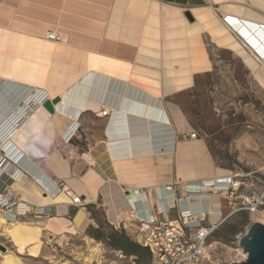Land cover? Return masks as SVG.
<instances>
[{"label": "crops", "instance_id": "obj_1", "mask_svg": "<svg viewBox=\"0 0 264 264\" xmlns=\"http://www.w3.org/2000/svg\"><path fill=\"white\" fill-rule=\"evenodd\" d=\"M240 24L264 25V0H0V156L14 165L8 175L23 173L9 184L30 210L19 223L31 228L28 234L41 229V251L52 238L87 236L107 223L126 226L136 216L133 201L137 210L155 213L165 187L175 185L180 196L186 185L225 175L212 166L204 141L189 139L180 105L166 106L163 98L212 71L206 34L244 57L255 74L260 66ZM50 32L64 43L49 41ZM31 71L36 75L29 79ZM89 75L128 81L132 107H120L121 85H82ZM145 97L160 102V119ZM51 98L60 99L53 114L43 107ZM79 122L81 138L92 143L84 149L83 141L74 142L82 152L68 146L70 157L64 146L79 135ZM61 187L80 196L84 207L73 205ZM221 213L226 217L229 209ZM168 218L177 220V209Z\"/></svg>", "mask_w": 264, "mask_h": 264}, {"label": "rangeland", "instance_id": "obj_2", "mask_svg": "<svg viewBox=\"0 0 264 264\" xmlns=\"http://www.w3.org/2000/svg\"><path fill=\"white\" fill-rule=\"evenodd\" d=\"M187 19L191 21L188 17ZM204 40L212 71L198 76L196 85L167 95L163 101L166 106L180 105L186 133H196L197 138L204 141L212 166L225 173L222 177H241L240 181L244 183L240 189L242 195L249 193L250 187L261 194L264 192V88L243 58L230 49L218 47L209 34H206ZM78 124L79 135L76 134L67 147L80 148L78 152L81 153L82 147L74 142L83 141L87 145L84 147L86 149L92 140L84 136L81 138L82 122ZM191 200L197 199L191 197ZM207 203L204 201V208L208 206ZM222 207L225 214L228 211L225 200L222 201ZM3 215L0 214V219L4 218ZM243 215L248 217V222L235 235L218 239L216 232L219 230L215 232L211 240V260L202 264H232L242 261L245 252L238 247L239 239L253 224L264 223V212L251 215L243 211L229 218L225 224L240 223ZM137 219V216L130 214L124 221L126 226L123 223L120 227L107 223L109 226L106 225L104 229L102 227V230L123 231L137 243V228L140 224ZM17 222L23 221L8 222L6 225L0 222V245L7 248V252L0 251V258L11 254L19 259L20 264H138L136 257L125 256L103 241L89 237V234L52 238L48 241L49 244H44L37 256L27 252L20 254L6 232V229L11 228L10 224Z\"/></svg>", "mask_w": 264, "mask_h": 264}, {"label": "built area", "instance_id": "obj_3", "mask_svg": "<svg viewBox=\"0 0 264 264\" xmlns=\"http://www.w3.org/2000/svg\"><path fill=\"white\" fill-rule=\"evenodd\" d=\"M48 38L52 41L59 40V37L53 33H50ZM255 53L261 60H264L260 54L256 51ZM102 114L103 117L109 116L106 110H103ZM72 138L67 141L68 145ZM196 138V133L190 135V139ZM8 164L9 166L13 165L6 158H3L0 163V211L3 210L7 216L9 215L11 220H7L6 216L4 218L7 222L12 223L25 219L30 210L13 196L11 183L9 184L11 180L14 182L23 177V173L14 171L15 174L10 177V175H7L9 173ZM240 178L238 175H230L213 179L208 184L209 189L206 192L209 193V196H217L218 199L226 201L229 209V214L226 217L221 213V210H223L222 204L219 203V206H216L211 200H208L209 208L206 210L190 208L187 198L191 199L192 195L203 194L200 191V187L202 188L205 185L203 182L201 184L186 185L182 197L177 195L175 185L165 187V190L170 192L174 198L169 199L165 207L162 203H156V212H150L149 219L139 217L137 219L140 223L137 228V243L151 252V264H202L205 261H210L211 248L213 247L211 240L215 232L229 218L243 211L251 215L264 212V192L260 194L250 187L249 193L242 195L240 189L244 183L240 181ZM61 189L70 193L68 196L73 205L84 207L83 199L80 196L71 191H66V188ZM184 195H186L185 198ZM166 200V197H163V201ZM13 209H15V212H13ZM174 209L178 211L177 220L168 218V215ZM216 216H218L219 221L212 223L211 218L215 219ZM246 259L247 257L242 258V261L237 263H241Z\"/></svg>", "mask_w": 264, "mask_h": 264}, {"label": "bare ground", "instance_id": "obj_4", "mask_svg": "<svg viewBox=\"0 0 264 264\" xmlns=\"http://www.w3.org/2000/svg\"><path fill=\"white\" fill-rule=\"evenodd\" d=\"M175 12V11H174ZM179 12V11H178ZM209 13V12H208ZM177 14V13H176ZM180 14V13H179ZM176 16V15H175ZM170 17V16H168ZM232 18V17H231ZM235 18V17H234ZM173 20V19H172ZM237 20V19H236ZM154 22V21H153ZM157 22V21H156ZM155 22V24H157ZM240 22V21H239ZM251 22V21H249ZM247 21V23H249ZM152 25V24H151ZM154 25V23H153ZM172 25V24H171ZM244 25V24H243ZM243 25H239V27H241V30L239 31L240 35L246 40L245 42V45L248 47L250 53L252 54V57L257 61V62H260L261 65L264 66V60H261L260 57L257 56V54L255 53V51L260 54L261 57L264 58V25H261V26H257L256 28H253V27H247V26H243ZM157 26V25H156ZM160 26V25H159ZM203 26V25H202ZM239 27H236L237 29ZM247 27V28H246ZM155 28V27H154ZM235 28V29H236ZM151 29V28H150ZM153 29V28H152ZM151 29V31H152ZM203 29V28H202ZM258 29V30H256ZM159 30V29H158ZM5 32V31H4ZM3 32V33H4ZM8 32V31H7ZM187 32V31H186ZM253 32V33H252ZM151 33V32H150ZM25 34V33H24ZM50 34V33H49ZM48 34V35H49ZM53 34H56V33H53ZM159 34V32H158ZM238 34V33H237ZM1 35H4V34H1ZM151 35V34H149ZM148 35V36H149ZM58 36V35H57ZM153 36V35H152ZM242 38V39H243ZM10 39V38H9ZM47 39L49 41H52L48 38L47 36ZM150 39V38H149ZM224 39V38H223ZM43 40V39H42ZM61 40V41H60ZM109 40V39H108ZM225 40V39H224ZM218 41V40H217ZM227 41V40H226ZM242 41V40H241ZM52 42H59V43H64L63 42V39H59L58 41H52ZM58 43V44H59ZM151 43V42H150ZM228 43V42H226ZM168 44V43H167ZM225 44V43H224ZM65 45V44H64ZM237 45V44H236ZM62 46V45H60ZM151 46V45H149ZM171 46L174 47V45H172V42H171ZM231 46V45H229ZM238 46V45H237ZM240 46V45H239ZM172 47V48H173ZM185 47V46H184ZM233 47V45H232ZM146 48V47H145ZM171 48V49H172ZM240 48V47H239ZM237 47V49H239ZM170 49V48H169ZM234 49V48H233ZM42 50V49H41ZM174 50V49H173ZM202 50V49H201ZM172 51V50H171ZM5 52V51H4ZM170 53V52H169ZM168 53V54H169ZM189 54V53H188ZM171 55V54H170ZM24 57V56H23ZM175 57V56H174ZM173 57V58H174ZM166 58V57H165ZM169 58H172V57H169ZM167 58V59H169ZM172 58V59H173ZM202 58V57H201ZM205 58V57H204ZM203 58V59H204ZM244 58V57H243ZM207 61V60H206ZM256 62V63H257ZM175 63V62H174ZM199 67H202V64H204V60L203 62L201 61L200 59V63H199ZM260 64H259V68L256 70L255 72V77L256 79L258 80V82L260 83V85L264 88V67H262ZM25 68V67H24ZM204 68V67H203ZM206 68V67H205ZM209 69V68H208ZM60 70V69H59ZM63 71V70H62ZM169 71V70H168ZM184 71V70H182ZM174 72V71H173ZM177 73V71H176ZM181 73V72H180ZM179 73V74H180ZM191 73V71H190ZM24 74V73H23ZM178 74V76H179ZM16 75V74H15ZM35 73L31 71V73H29V79H31L32 77H35ZM173 75H175V72L173 73ZM172 75V76H173ZM182 75V74H181ZM17 77V76H15ZM53 77V76H52ZM133 77V76H132ZM137 77V76H136ZM174 77V76H173ZM61 78V77H60ZM142 78V77H141ZM178 78V77H177ZM189 78H190V75H186L185 76V80L186 81H189ZM138 79V78H137ZM139 79H140V76H139ZM192 79V78H191ZM143 80V79H142ZM178 80V79H177ZM182 80V79H181ZM40 81V80H39ZM82 81V80H81ZM122 82V83H121ZM128 81L126 80H119V79H115L114 77H111L109 75H89L87 78L83 79V83L82 85H121V106L123 109H130L132 106H130V104L132 103L131 99H134V95L132 94V91L131 89H128V87H130L129 85V82L127 83ZM182 82V81H181ZM178 84V83H177ZM51 85V84H50ZM80 85V83L78 84ZM190 85H175V88L176 90L177 89H182V88H185V87H188ZM146 98V97H145ZM53 99L51 98V102L53 103L52 101ZM65 101V100H64ZM149 103V105L147 107L149 108H152L153 107V115L155 118H158L160 119L161 118V115H162V105L160 104V102H157L156 100H150V98H146L144 100V102ZM55 104H53V107H54ZM44 107V106H43ZM141 107V106H140ZM104 110L107 111V113L109 112V110L107 108H105ZM50 113V112H49ZM52 114V113H51ZM67 142L64 146L65 150L69 153L70 157H73L71 152L67 149ZM96 157V155H93ZM86 158L88 160H90V156L89 154L86 156ZM3 161V158L0 156V163ZM9 166V164L7 165ZM15 173L13 171V173H11L10 177L13 176ZM8 175V173H7ZM205 185L201 188L200 187V191H202L203 194H197L199 197H200V200L199 202L196 201H191L190 198H187V202L190 206L191 209H201V210H206L209 208V205L204 208V201H207L208 200H211L212 202H214L216 205H219V200H218V197H211L209 196L208 194H206V191L209 189V181L208 182H204ZM70 193H68L69 195ZM163 197L165 198L166 197V201H163ZM193 197V195H192ZM160 201L159 203L165 207L166 204H167V201L171 198H174L172 197V194L168 191H166L165 189H161V193H160ZM194 198V197H193ZM133 201V200H132ZM132 203V206H133V210H134V213L136 214L137 217L141 218V219H149V209H147L144 204V208L142 210H137V204H134L135 202H131ZM143 203V202H142ZM196 203H199L200 207H192L194 204ZM208 204V203H207ZM138 211V213H137ZM218 211V210H217ZM216 219L218 218V216L215 217ZM212 220V219H211ZM0 222L2 225H6L7 224V221H6V218H2L0 219ZM17 224V225H16ZM264 224V223H263ZM15 225V226H14ZM12 228H8L6 229V232L8 234V236H10L14 241H16V243H18L19 245V252L20 253H23L25 251V249H27L26 247L29 245L28 249L26 250L30 255L32 256H37L39 251H40V248H41V241L39 239L40 237V234H41V229L39 228H34L33 231L36 233H31V234H28L27 231H30L31 228H29L27 225H25V223H15V224H11ZM14 226V227H13ZM39 227V226H38ZM28 228V229H27ZM10 239V238H9ZM31 244V245H30ZM246 254L243 256V258H246ZM16 258V257H15ZM11 254H7L4 256V260H3V264H20L19 261H17Z\"/></svg>", "mask_w": 264, "mask_h": 264}, {"label": "trees", "instance_id": "obj_5", "mask_svg": "<svg viewBox=\"0 0 264 264\" xmlns=\"http://www.w3.org/2000/svg\"><path fill=\"white\" fill-rule=\"evenodd\" d=\"M248 222V217L243 215L240 223L237 224H224L223 227L216 232L218 239H227L229 236L235 235L241 227ZM89 237L98 241H103L108 244L112 249L120 251L123 255L129 257H136L138 264H151V252L138 243L134 242L123 231H103L100 226L98 229H93L89 233Z\"/></svg>", "mask_w": 264, "mask_h": 264}, {"label": "water", "instance_id": "obj_6", "mask_svg": "<svg viewBox=\"0 0 264 264\" xmlns=\"http://www.w3.org/2000/svg\"><path fill=\"white\" fill-rule=\"evenodd\" d=\"M186 16L190 20L193 19L188 12ZM59 102L60 99L56 98L53 103L51 101H46L43 106L47 111L53 114V104H58ZM239 247L247 254V259L241 263L234 264H264V224H253L250 230L241 237ZM0 251L7 252V248L0 245Z\"/></svg>", "mask_w": 264, "mask_h": 264}]
</instances>
